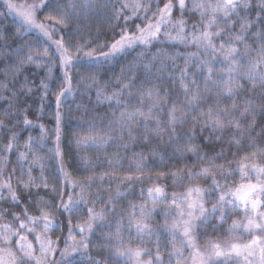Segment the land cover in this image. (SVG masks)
Wrapping results in <instances>:
<instances>
[{
	"label": "snow or ice",
	"instance_id": "snow-or-ice-1",
	"mask_svg": "<svg viewBox=\"0 0 264 264\" xmlns=\"http://www.w3.org/2000/svg\"><path fill=\"white\" fill-rule=\"evenodd\" d=\"M161 2L0 0L19 18L0 33V264H264V0ZM93 12L104 16L110 42L85 31ZM32 32L40 39H25ZM133 52L116 83H102L101 73ZM25 65L44 70L40 111L52 93L51 130L29 119L35 80H19ZM129 153L136 159L126 167ZM144 183L153 185L146 198ZM138 186L153 207L137 213L129 200V213L124 200ZM157 215L164 223L153 228ZM241 215L228 240L208 238Z\"/></svg>",
	"mask_w": 264,
	"mask_h": 264
},
{
	"label": "trees",
	"instance_id": "trees-1",
	"mask_svg": "<svg viewBox=\"0 0 264 264\" xmlns=\"http://www.w3.org/2000/svg\"><path fill=\"white\" fill-rule=\"evenodd\" d=\"M101 3H103V0H100ZM161 7L163 6V1L161 2ZM0 12H3V15H0V33H3L5 30L11 32V31H14L15 30V22L10 19V17L8 16L7 12L5 9H0ZM177 17L179 15V13L176 14ZM198 18V17H197ZM40 19H43V17H40ZM185 19H188V16H185ZM195 21H192V20H189V24L191 23H194ZM86 24L88 25L87 29H85V31H90L91 33V36L93 38H95L96 36H99V41L98 43L99 44H104L106 42H110L111 41V35L109 34L108 32V24L105 22V18L102 14H98L96 12H93L91 13L90 15V18L86 21ZM57 27H59V25H57ZM70 28H75L76 25L73 24V25H70L69 26ZM62 31H67V29H62ZM117 33L120 31L119 28L116 29ZM25 35V39H31V40H39L38 37H36L35 35L33 34H24ZM105 37H107V41L105 39ZM254 40L255 38H250V41L249 43H254ZM92 43H96V41L93 39V41H91ZM256 47H259V45H256ZM192 51H196V49L193 47L191 49ZM243 51V49H241ZM97 51H99V48H97ZM169 51H171L169 49ZM181 51H183V48H181ZM25 54H27L25 52ZM136 55L135 52L131 53V55L127 56V57H124L122 58L118 63H115L114 65H112V68H113V71L112 72H109L107 73V75L105 76L104 73H101V77H102V83L108 79H111L113 84L116 83V80H115V75L114 74H119L120 73V70H121V67L124 66V65H128L132 58ZM256 57V54L255 52L252 53V58L254 59ZM178 64H181L182 65V59L179 60V61H176ZM168 64H171L172 61H167ZM25 74H22L19 76V80L21 82L24 81L25 79V76L29 77L30 80L34 79L35 80V85L33 87V92H34V95L32 96L31 100H30V103H33L34 104V107H35V111H32L29 115V119H31L34 123H42L44 124L49 130H51V127H52V116L50 114H48L50 111H54V108H55V103H54V95L52 93H49L48 94V97L47 99L44 101V105H43V112L40 111L41 109V95H42V92L41 90L39 89V83H40V79L42 78L44 72L42 70H38L37 67L35 65H25ZM33 72H39L38 75H36L35 77L32 76V73ZM59 74V73H57ZM168 73L165 72L164 73V76L167 77ZM9 82L10 83H13L11 81V79L9 78ZM171 85H165V87H170ZM17 88H19V84L16 85ZM56 90L59 89V85H56L55 86ZM114 89L113 88H109L107 89L108 93L110 94ZM183 97H181L182 99ZM92 100L94 101L95 100V90L93 89L92 90ZM80 102V101H78ZM82 102L84 104H88V97L85 96L82 98ZM69 104L72 103L71 101V98L69 99V101L67 102ZM75 104H72V111L74 112L75 111ZM64 112H69V109L66 107L63 109ZM39 116L40 119L37 120L36 117ZM73 120H76V119H79L78 116H75L73 115ZM4 117L2 115H0V120H3ZM67 120L65 121V124L67 125ZM245 123H247V121H245ZM20 127H23V124L21 123ZM17 131H19V129H17ZM31 132L32 135L36 136L37 138L39 137V129H31L29 130ZM29 131H25L24 134H23V138L20 140V151H26V149L23 147V144L25 142V140L27 139V135L29 134ZM258 131V130H257ZM72 136V130H71V127L70 126H66L65 129H64V150L65 152H67V145H68V140L69 138ZM164 139L166 140L167 139V136L164 137ZM49 144H51V141H48ZM135 151L139 152L140 149L139 148H136ZM46 150L42 151L40 153V155L42 156H46ZM86 155H89V156H92L93 154H90V153H86ZM70 159V158H69ZM136 158L133 157L131 155V153H129V156H128V159L125 160V166L127 167V165L129 163H131L133 160H135ZM185 159H192V160H195L194 157H191L189 155V157H185ZM166 166H167V161L165 162ZM176 169L174 168L173 171H175ZM39 172H38V166H37V173L36 175H38ZM121 176L123 174H120ZM149 176H151L152 179H155L156 178V173L153 172V173H150V174H145V176H143L142 178L147 181ZM75 178V177H74ZM237 181H239V176L237 175ZM15 183V181H14ZM125 187H127L126 185H121L120 188L121 190H124ZM142 187L144 188L145 190V198H146V194H147V189L150 188V187H153L152 184L150 183H144L142 185ZM112 188L113 190H115L116 188V185L113 184L112 185ZM41 191H43L44 189L41 188L40 189ZM33 191H35V189H33ZM167 191H168V194L169 196H171V193L173 191V187L171 185V182L169 181V184L167 186ZM93 192L95 193V189L93 190ZM114 194V192H113ZM103 195L104 197L106 198L108 196V192L107 191H104L103 192ZM67 197H65L66 199ZM129 200L131 202V204H135L137 205V213H138V210H139V206L141 204H143L145 207L147 208H151L153 207V205L150 203V202H147L145 203L143 200L140 199V187H136L135 188V191H134V194H131L129 196V199H126L124 200V205L125 207L127 208V210L129 211V213L132 211L131 207L129 206ZM89 207H91L92 205L89 204L88 205ZM96 207V210L99 211L103 205L102 204H96L95 205ZM157 210L158 212L165 209L166 208V205H157ZM208 208H211V204H208L207 205ZM123 210V209H122ZM238 216H233L231 219H229L224 225H223V228L221 229V231L217 234H213L211 233V231H209V233L207 234L208 238H210L211 240L213 241H216V240H219L220 242H224L226 240H228V236H227V233L225 232V230L227 229V227L230 225V223L232 222L233 218H237ZM137 218H139V216L137 215ZM78 222L80 223H83L84 222V219H86V209H85V216L84 217H80L79 215L75 218ZM127 222V217H125V223ZM164 223V220H163V217L162 216H155V219L154 221L152 222L151 224V227L153 228H159L162 226V224ZM169 223H171V218H169ZM75 226V225H74ZM114 230V229H113ZM105 231H107V228L105 229ZM65 233H66V227H65ZM58 236H60V232L57 231L55 233V235H51V238L52 239H56ZM77 239H79V236H77ZM206 241L204 240H201L199 241V246H203V244H205ZM138 241L136 242H133L132 244L130 245H126V247H137L138 246ZM178 244V243H177ZM154 243L152 244H148L147 247H150V248H154ZM168 247V251H171L172 250V246L171 244H168L167 245ZM92 254L95 255L96 254V249L93 248L92 249ZM99 258V257H97ZM146 259V258H145Z\"/></svg>",
	"mask_w": 264,
	"mask_h": 264
},
{
	"label": "rangeland",
	"instance_id": "rangeland-1",
	"mask_svg": "<svg viewBox=\"0 0 264 264\" xmlns=\"http://www.w3.org/2000/svg\"><path fill=\"white\" fill-rule=\"evenodd\" d=\"M163 2H164V0H162ZM16 2L17 3H19V4H24V3H27V4H31V3H33V0H16ZM6 10V9H5ZM7 12V11H6ZM9 17H10V19H12L14 22H15V24H17L18 23V21H19V18L15 15V14H12V15H8ZM25 34H33V35H35L36 37H38L39 39H40V37L37 35V33L36 32H32V33H25ZM255 59V58H254ZM40 70H42L43 72H44V70L43 69H40ZM233 219H236V220H241V221H243V216L241 215V216H238L237 218H233ZM246 222V221H245ZM231 224H232V222L230 223V225L227 227V229L231 226ZM228 236V235H227ZM229 238V237H228ZM30 239H34V237H30ZM178 243V242H177ZM204 246H205V244H203V246H202V248H204ZM37 247H38V245H37ZM200 248H201V246H199ZM201 248V249H202ZM184 255H188V252L186 251L185 253H184Z\"/></svg>",
	"mask_w": 264,
	"mask_h": 264
}]
</instances>
